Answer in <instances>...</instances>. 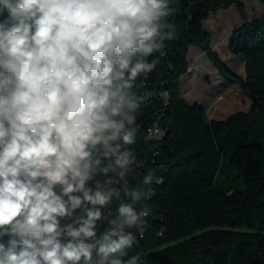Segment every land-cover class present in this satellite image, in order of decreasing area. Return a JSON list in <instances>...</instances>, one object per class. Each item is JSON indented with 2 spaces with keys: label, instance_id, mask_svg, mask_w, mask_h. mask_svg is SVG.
Wrapping results in <instances>:
<instances>
[{
  "label": "clouds",
  "instance_id": "obj_1",
  "mask_svg": "<svg viewBox=\"0 0 264 264\" xmlns=\"http://www.w3.org/2000/svg\"><path fill=\"white\" fill-rule=\"evenodd\" d=\"M170 0H0V264H140L130 147ZM142 176L145 186L134 187Z\"/></svg>",
  "mask_w": 264,
  "mask_h": 264
},
{
  "label": "trees",
  "instance_id": "obj_2",
  "mask_svg": "<svg viewBox=\"0 0 264 264\" xmlns=\"http://www.w3.org/2000/svg\"><path fill=\"white\" fill-rule=\"evenodd\" d=\"M264 5V0H259ZM235 5L243 23L230 49L243 56L246 76L234 73L214 51L204 26L212 14ZM174 39L149 62L159 63L134 89L144 97L137 112L138 170L154 173L142 239L129 256L140 264H264V15L249 20L241 0H170ZM193 46L204 51L221 77L251 99L248 111L209 119L204 106L182 95ZM157 127L160 135H152ZM142 176L132 181L144 188Z\"/></svg>",
  "mask_w": 264,
  "mask_h": 264
},
{
  "label": "rangeland",
  "instance_id": "obj_3",
  "mask_svg": "<svg viewBox=\"0 0 264 264\" xmlns=\"http://www.w3.org/2000/svg\"><path fill=\"white\" fill-rule=\"evenodd\" d=\"M249 20L264 15V5L259 0H241ZM243 23V19L232 5L212 14L204 22L206 30L212 34L211 45L223 62L237 75L246 76L243 56L234 54L230 49L233 32ZM191 70L183 76L181 92L190 104L205 107L209 119H224L237 111H248L251 99L240 85L232 84L220 76L217 68L207 54L193 46L190 51Z\"/></svg>",
  "mask_w": 264,
  "mask_h": 264
},
{
  "label": "built area",
  "instance_id": "obj_4",
  "mask_svg": "<svg viewBox=\"0 0 264 264\" xmlns=\"http://www.w3.org/2000/svg\"><path fill=\"white\" fill-rule=\"evenodd\" d=\"M150 133L152 135H160L161 134V130L159 128H157V127H153V128L150 129Z\"/></svg>",
  "mask_w": 264,
  "mask_h": 264
}]
</instances>
